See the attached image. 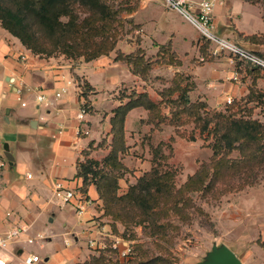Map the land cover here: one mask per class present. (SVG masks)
<instances>
[{"label": "crops", "instance_id": "1", "mask_svg": "<svg viewBox=\"0 0 264 264\" xmlns=\"http://www.w3.org/2000/svg\"><path fill=\"white\" fill-rule=\"evenodd\" d=\"M143 1L149 18L143 25L142 47L152 56L158 53L159 45L172 43V51L182 60L175 71L192 74L196 82L190 99L217 105L225 98L248 93L252 71L238 66L225 52L212 56L211 43L202 52L205 42L200 34L195 37L171 22L176 11L169 8L165 13L168 7L163 8L161 0L160 4ZM213 23L216 34L224 39L264 47V43L246 38L264 35L260 1L224 0L214 7ZM203 57H214L205 62L211 65L207 71L198 70L200 64L193 63ZM260 76L256 79L258 86L263 83ZM85 81L93 87L88 94L91 111L81 121L78 113L85 101L81 95ZM141 82L127 64L115 60L113 52L77 64L65 56L41 57L0 22V120L10 123L14 130L8 143L13 164L6 158L4 147L0 151V158L6 161L0 167V233L21 225L30 236H44L33 244H13L8 254L11 264H19L28 254L40 255V264H79L100 252L121 263L128 259L120 255L126 241L113 231L112 220L104 215L96 186L92 184L87 193L83 192L77 164L87 157L101 160L109 152V148L97 145L104 138L111 141V117L120 104L113 99L115 91L120 85ZM39 92L46 95V101H38ZM127 121L128 117L126 135ZM58 182L79 192L70 204L55 199ZM81 198L85 200L84 211L79 213L76 205ZM242 199L243 204L214 215L218 232L210 237V250L214 245H227L243 264H264V247L258 243V239L264 240V194H249ZM118 228L122 231L120 224ZM116 240L121 241L117 249Z\"/></svg>", "mask_w": 264, "mask_h": 264}, {"label": "trees", "instance_id": "2", "mask_svg": "<svg viewBox=\"0 0 264 264\" xmlns=\"http://www.w3.org/2000/svg\"><path fill=\"white\" fill-rule=\"evenodd\" d=\"M253 1L262 3L264 18V0ZM76 9L87 10L90 15L99 13L102 15L106 14V11L108 13L107 4L103 0H0V22L6 30L18 37L26 48L41 57L54 56L57 51L73 55L72 49L82 47L84 39L81 36L85 34ZM246 38L255 43H264V35ZM106 39L101 51L88 56L85 61L112 53L117 42L108 36ZM208 45L209 41L201 46L202 52H206ZM172 49L171 42L159 45L156 63H169L166 58L167 51H171L172 56L181 63L180 57ZM145 54L142 47L129 53L117 50L115 60L126 63L133 74L146 81L153 62L152 58ZM259 55L264 57L262 54ZM259 69L261 68L252 71L253 83L249 92L241 97L246 102L256 101L261 93L255 83L260 76L256 73ZM184 82L185 76L175 74L173 77L172 88L178 91L179 95L173 100L175 108L172 112L174 116L184 117L186 120L183 122L194 119L201 133L209 134L212 155L189 175L181 186L176 185V171L168 165V159L173 151L174 137H171V143H160L152 147L151 168L126 190L123 192L119 190L120 180L126 173L132 171L124 163V155L130 149L126 136L128 114L138 107L148 110L151 121H156L161 114L159 104L147 91L134 90L128 96L127 102H122L113 109L111 141L104 138L97 145L109 148V152L101 160L87 157L79 160L77 164L78 175L83 178V192L87 193L92 184L96 186L103 201L104 215L112 220L113 231L121 234L118 229L119 223L125 228L124 235L131 227L147 225L150 234L157 239L154 244L158 252L146 257L137 254L123 263L100 252L98 256L92 255L87 261L79 264H178L179 258L169 247V224L162 220L170 213L185 217L196 207L189 194L202 187L206 192L214 188V192L221 196L232 190L240 191L257 182L258 173L264 169V123L251 115L237 116L223 110H207L206 102L201 99L192 101L188 95L195 85L189 82L183 84ZM92 89L88 82L82 84L81 95L85 99L83 106L88 112L91 111L88 94ZM159 122L160 120L157 125ZM164 145L170 148L169 155L164 152ZM227 179H237L239 184L230 188L215 187L216 183ZM258 243L264 247V240L258 239Z\"/></svg>", "mask_w": 264, "mask_h": 264}, {"label": "rangeland", "instance_id": "3", "mask_svg": "<svg viewBox=\"0 0 264 264\" xmlns=\"http://www.w3.org/2000/svg\"><path fill=\"white\" fill-rule=\"evenodd\" d=\"M103 1L107 4L108 8V13L106 11V14L101 15L99 13L90 15V12L87 10L76 9L78 20L82 24V30L85 33L81 36L84 39L81 45L82 47H79L77 50L72 49L71 52H74L73 55L57 51L54 56H65V58L70 59L74 64L85 61L88 56L101 51L103 48L102 44L107 41V36L117 42L116 48L112 51L115 53V56L117 50L129 53L142 47L143 25L144 21L149 18L148 10L143 6L144 1ZM155 2L157 4L161 2L163 4L162 0L160 2L155 0ZM162 7L167 8L164 4ZM167 12H169V8L167 10L165 9V13ZM171 18L173 19L171 22L177 27L185 31L187 30L188 33L193 34L195 37L197 34H200L202 42L209 41L179 13H175ZM213 32L216 34L214 29ZM234 42L248 50L264 55V47L262 46H247L240 42ZM143 49L146 52L145 55L151 57L153 62L147 80L141 83H132L131 85H120L115 91L113 99L120 103H125L128 101V96L134 90L138 92L147 91L150 97L159 104L161 114L156 118V121H151L150 113L143 107H138L139 109L135 112L128 114V134L126 136L130 149L124 155V163L132 171L126 173L124 178L120 180V192L126 190L130 184H134L139 176L151 168L153 158L152 147L160 143H171V137H174L172 153L166 145L163 148L167 155L171 153V157L168 159V165L172 166L176 171L177 186H181L187 180L188 176L193 174L204 161H208L212 155V148L209 145L211 142V139L208 137L209 134L207 132L201 133V129L196 126L194 119L183 122L186 120L184 117L174 116L172 112L175 108L173 100L179 95V92L174 91L172 88L173 77L175 74L185 76V82L183 84L189 82V84H194L196 87L194 76L188 72H184V70L175 71L182 66V60L181 63L177 62L176 58L172 56L171 51L166 52V58L169 63L159 64L155 61L157 55L151 56L148 54L147 49ZM221 52L233 56L237 65L243 66L247 71H256L259 68L226 50ZM213 58L205 61L195 58L193 63L196 65L200 64L201 69L198 70L207 71L211 65L205 62L212 61ZM256 73L261 74L260 77L263 78V83L260 86L255 82L257 89L261 92L256 101L246 102L241 97H238L234 102V97H231V103H228L227 98H225L219 104L211 105L203 100L207 103V110L218 109L237 116L251 115L264 123V69H259ZM195 87L189 91V97L190 92ZM163 98L164 101L162 102ZM198 99L200 98L194 101ZM158 120H160L159 125H157ZM13 131L10 123L3 119L0 120V139L3 145L11 141ZM256 180L257 182L252 186H247L240 191L232 190L221 196L214 192V188H210L206 192L204 191V187H202V189L189 194L193 198L196 207L185 217L170 213L162 220L169 224V247L179 258L178 264H196L206 258L211 246L210 237H212V233L218 232L215 229L214 215L219 210H230L233 206L243 204L244 201L242 198L246 195L264 194V169L258 173ZM238 184L239 181L237 179H227L219 181L215 187L219 189L230 188ZM120 226L122 231L119 230L121 233L119 236H121L123 241L129 242L132 247V252L127 257L128 259L133 258L137 254L146 257L153 252H158L154 244L157 239L150 234L147 225L142 224L131 227L126 235L123 234L125 231L124 226L122 224ZM229 241H232V239H229ZM230 245L233 247V242H230Z\"/></svg>", "mask_w": 264, "mask_h": 264}, {"label": "built area", "instance_id": "4", "mask_svg": "<svg viewBox=\"0 0 264 264\" xmlns=\"http://www.w3.org/2000/svg\"><path fill=\"white\" fill-rule=\"evenodd\" d=\"M166 7L176 11L188 20L207 40L210 41L212 47L210 54L212 56L218 55L221 51H228L242 59H245L250 64L264 69V57L258 53L248 50L236 43H233L227 39H224L213 32V10L216 4L223 3L224 0H162ZM193 5L196 6L195 11ZM201 61H205V58H201ZM21 93V89H18V94ZM20 99V97H19ZM37 99L40 102L46 101L47 97L44 93H37ZM228 103L232 102V98L227 99ZM25 105V103H23ZM88 111L84 106L80 108L78 118L83 121ZM43 118V117H42ZM88 133V131H86ZM3 149V142L0 140V151ZM4 158H0V167L5 165ZM79 192L75 189L68 188L62 182L56 183L54 189L55 199L61 201L63 204H70L72 200L77 196ZM82 199V198H81ZM83 201V202H82ZM76 205L79 213L84 211V202L82 199ZM44 238L43 234L38 236H30L27 234V229L21 225H13L7 233H0V264H11L9 261L10 247L15 243H27L33 244L36 240ZM121 241L116 240L114 248L117 249ZM120 255L127 258L131 252L132 247L129 242L119 251ZM42 258L38 254H28L19 261V264H40Z\"/></svg>", "mask_w": 264, "mask_h": 264}, {"label": "water", "instance_id": "5", "mask_svg": "<svg viewBox=\"0 0 264 264\" xmlns=\"http://www.w3.org/2000/svg\"><path fill=\"white\" fill-rule=\"evenodd\" d=\"M4 153L11 164L14 162V156L9 150L8 143L4 144ZM196 264H243L238 255L227 245L216 246L207 253L206 258Z\"/></svg>", "mask_w": 264, "mask_h": 264}]
</instances>
